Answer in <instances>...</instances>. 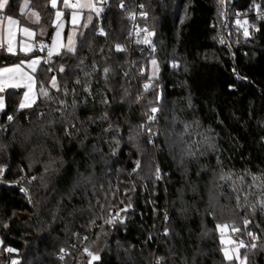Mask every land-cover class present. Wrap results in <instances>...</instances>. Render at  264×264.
Instances as JSON below:
<instances>
[{
	"label": "trees",
	"instance_id": "16d2710c",
	"mask_svg": "<svg viewBox=\"0 0 264 264\" xmlns=\"http://www.w3.org/2000/svg\"><path fill=\"white\" fill-rule=\"evenodd\" d=\"M21 2L8 13L44 30L48 52L32 107H18L22 89L4 93L0 264H60L59 251L83 247L84 264L89 253L96 264H238L223 256L221 226L244 242L239 259L264 264V0H231L225 41L222 0H104L102 33L93 15L73 51L68 12L54 24L49 0H28L31 22ZM139 6L145 43L131 37ZM36 53L0 52V66Z\"/></svg>",
	"mask_w": 264,
	"mask_h": 264
},
{
	"label": "rangeland",
	"instance_id": "374dc122",
	"mask_svg": "<svg viewBox=\"0 0 264 264\" xmlns=\"http://www.w3.org/2000/svg\"><path fill=\"white\" fill-rule=\"evenodd\" d=\"M11 0H8V4L5 6L4 9L0 10V45L3 44L6 46V51L10 52L9 46L13 49L11 52L18 53V46L19 42L22 44V40H20L21 30H20V25L18 18L12 14L8 13L5 15V17H1V14L4 13L10 4ZM82 3H92L95 5L96 8L101 9L100 5L94 0H81ZM231 0H222V8H221V20H220V25H219V34L218 38L219 40H228L230 38V31L228 25L226 23L228 22L230 16L229 13L227 12V18L224 15V11L226 10L227 7H229ZM27 4V6H25ZM80 13H84V17L82 19V22L80 26L75 27V26H68L67 32L65 34V39H64V49L67 51H73L76 46V37L79 33H82L84 28L90 23L91 19L93 18V15L99 14V12L94 11L90 8H83L77 10ZM19 13H25L26 18L30 20L31 22L36 21V16L34 15L37 13L34 9L29 7V2L28 0H22L19 6ZM8 17H11L13 20L17 21L16 24H9L8 22ZM44 30L42 29H37V34L39 36L44 35ZM43 44L48 45L47 42L41 41ZM29 43L27 42V45ZM22 47V46H21ZM23 48V47H22ZM21 48V50H22ZM71 49V50H69ZM153 61L156 62L155 59H151L149 62V73L151 76H155L157 72V63L153 64ZM20 65V69L17 71L16 66ZM0 69H12L13 71L10 72H0V87H2V91H0V111H2L5 108V90L8 88H17V89H22L20 100L18 103V107L21 108V104H25L26 106L23 108H28L32 107L33 104L36 101L37 94H36V85H35V78L33 73L22 63H13V64H3L0 66ZM52 79V84H53ZM172 145V144H171ZM261 204L264 206V195L260 200ZM220 232V241L222 244V253L225 259L229 260L225 256V252L228 253V255L233 256V258L237 259L236 257H239V247L238 244L234 243L232 237L230 236V231L228 227L226 226H221L218 228ZM243 255V254H242ZM240 258H244L241 256ZM239 260V259H237ZM18 259L17 257H12L9 260V264H15L17 263ZM241 264V263H240Z\"/></svg>",
	"mask_w": 264,
	"mask_h": 264
},
{
	"label": "built area",
	"instance_id": "2783aa9c",
	"mask_svg": "<svg viewBox=\"0 0 264 264\" xmlns=\"http://www.w3.org/2000/svg\"><path fill=\"white\" fill-rule=\"evenodd\" d=\"M95 1L99 4V3L103 2L104 0H95ZM57 2H61V6L64 7L63 0H57ZM75 2H76V0H70V3H75ZM8 7H9V5H8ZM8 7H7L6 11L1 14V17H5V15L8 14ZM120 7H124V3L121 2ZM65 9H68V8H65ZM136 9L137 10L135 12H132L129 15V20L131 22V37L138 42H144L145 43V40L147 39L148 29L145 25H139L138 21L146 19L147 15H146V13H144L141 10V6H139ZM95 15L98 16L97 33H102L101 20L99 19V14H95ZM224 15L227 18V8L224 11ZM33 49L37 52L47 53L48 52V45L35 43ZM120 49H124V46H120ZM0 52L4 53V45L3 44L0 45ZM155 113H158V111ZM27 181H28V179H27ZM15 184H17L21 187L22 192L28 197V201H30L29 186H27L21 179L17 180L15 182ZM250 238H251V240L249 241L248 244L249 245L256 244L257 238H253L252 236ZM9 249L12 250V248L10 246H7L5 248V250H4L5 255L8 252H11V251H9ZM85 249H86L85 247L81 248L80 254L78 256H75V257L72 256L71 258H67L69 255L67 250H62L56 254V257L59 260H61L60 264H84V261L86 259L85 256H87V254H88V251H85ZM241 256H243L244 258L243 259L240 258L238 264H240L242 261H245L246 256L245 255H241ZM88 260H89V257H88ZM5 264H9V260Z\"/></svg>",
	"mask_w": 264,
	"mask_h": 264
},
{
	"label": "snow or ice",
	"instance_id": "6c2138e0",
	"mask_svg": "<svg viewBox=\"0 0 264 264\" xmlns=\"http://www.w3.org/2000/svg\"><path fill=\"white\" fill-rule=\"evenodd\" d=\"M7 4H8V0H0V10L4 9L5 6H6ZM63 4H64V7H65V8H71V9L74 10V11L72 12L73 23H76V22H77V16H78V11H77V10H79V9L90 8V9H92V10H94V11H97V12L100 11V9L96 8L94 4H92V3H90V2H88V3H82L81 0H76L75 3H70V0H63ZM25 6H27V4H26ZM51 6H52L53 8H56V6H57V0H51ZM34 15L36 16V21H35V22L38 23V22H39V19H40L39 14H38V13H35ZM61 15H62L61 12H57V13H56L57 19H59V18L61 17ZM8 22H9V24H16V23H17V21L13 20L11 17H8ZM238 23H239V22H238ZM23 31H24L26 34L30 35V36L32 35V33H31L27 28H24ZM57 35H59V32H57ZM244 35H245V36L249 35V33H248L247 30H245ZM8 50L11 52L13 49L9 46V49H8ZM22 50L25 51V52H28V51H31V48H30V47H25V48H23ZM69 50H71V49H69ZM50 55H51V53H50ZM38 62H39L38 60H33V61H31L29 67H32V70L35 71V67H34V66H35ZM155 63H156V62L153 61V64H155ZM19 69H20V65H17V66H16V70L18 71ZM10 71H13V70H12V69H0V72H10ZM61 71H63V69H61ZM107 71H108V70L105 69V72H107ZM55 86H56V85H55V80H53V87H55ZM147 87H148V85H145V88H147ZM2 90H3L2 87H0V91H2ZM20 106H21V108H23V107H25L26 105L22 103ZM151 111H152L153 113H155V112L158 111V109H157V108H152ZM9 119L11 120L12 117H9ZM149 119H155V117H154V116H150ZM221 178L223 179L224 177H221ZM253 179L255 180V179H259V178H257V177H253ZM108 222L110 223L111 221H108ZM245 223H248V222L245 221ZM225 227H226V226H225ZM232 231H238V229L233 228ZM249 235H252V234L249 233ZM253 238H255V237H253ZM244 246H245V245H244V242H243V241H240L238 247H244ZM252 247H255V245H252ZM9 251H12V250L9 249ZM85 251H87V249H85ZM89 255H92V254L89 253ZM225 256H226L229 260L233 259V256L228 255L227 252H225ZM236 258L239 259L238 256H237ZM93 259H98V257H97V256H93ZM245 261H246V258H245ZM245 261H242L241 264H245ZM13 264H15V262H13Z\"/></svg>",
	"mask_w": 264,
	"mask_h": 264
},
{
	"label": "crops",
	"instance_id": "0c3cea01",
	"mask_svg": "<svg viewBox=\"0 0 264 264\" xmlns=\"http://www.w3.org/2000/svg\"><path fill=\"white\" fill-rule=\"evenodd\" d=\"M50 2V5H51V0H49ZM94 2L96 3V1L94 0ZM57 6L55 8V13H54V24L61 20L63 17H64V13L68 12V15H67V19H68V24L69 26H75V27H78L80 26L81 22H82V19L84 17V13H80V11L78 12V16H77V22L76 23H73V17H72V12L74 11L73 9H65L63 6H61V2H57ZM57 12H61L62 15L59 19H57V16H56V13ZM20 25V30H21V36H20V40H22V44L21 45V42H19V46L17 47L18 48V53L16 54H31L34 52V44L35 43H39V44H43L41 41H37V30L31 28L30 26L26 25V24H19ZM24 28H27L31 33L32 35H28L26 34L23 29ZM27 42L29 43L27 45ZM25 48V47H30L31 48V51H28V52H25L23 50H21L22 47ZM22 48V49H23ZM4 53L7 54V55H16L15 52H7L6 51V46L4 45ZM43 59V55L40 54V52H37L35 55H32L30 58L28 59H21L19 62L17 63H22L23 65H25L32 73H34L37 69V67L39 66L40 62L42 61ZM33 60H38L39 62L34 66L35 67V71L32 70V67H29L31 61ZM13 64V63H11ZM7 65V64H6Z\"/></svg>",
	"mask_w": 264,
	"mask_h": 264
},
{
	"label": "water",
	"instance_id": "95a60500",
	"mask_svg": "<svg viewBox=\"0 0 264 264\" xmlns=\"http://www.w3.org/2000/svg\"><path fill=\"white\" fill-rule=\"evenodd\" d=\"M56 44H57V41L53 40V42L51 44V48H54ZM137 168H138V165H136L135 168L131 171V175H133L136 172ZM91 254L92 255H90V257H89L88 264H96L100 260V257L98 254H95V253H91ZM93 256H97L98 259H93Z\"/></svg>",
	"mask_w": 264,
	"mask_h": 264
}]
</instances>
